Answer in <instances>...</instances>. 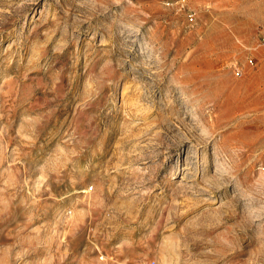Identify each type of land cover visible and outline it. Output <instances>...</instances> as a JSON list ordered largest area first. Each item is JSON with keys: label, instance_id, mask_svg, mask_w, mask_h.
<instances>
[{"label": "rangeland", "instance_id": "374dc122", "mask_svg": "<svg viewBox=\"0 0 264 264\" xmlns=\"http://www.w3.org/2000/svg\"><path fill=\"white\" fill-rule=\"evenodd\" d=\"M0 264H264V0H0Z\"/></svg>", "mask_w": 264, "mask_h": 264}]
</instances>
